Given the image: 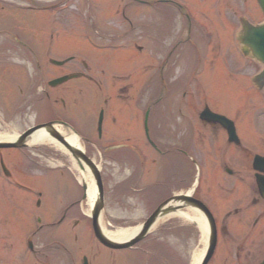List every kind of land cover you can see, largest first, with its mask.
Returning a JSON list of instances; mask_svg holds the SVG:
<instances>
[{
  "label": "flooded vegetation",
  "instance_id": "1",
  "mask_svg": "<svg viewBox=\"0 0 264 264\" xmlns=\"http://www.w3.org/2000/svg\"><path fill=\"white\" fill-rule=\"evenodd\" d=\"M189 2H194L197 13H194ZM135 3L154 6V63L149 65L153 73L146 78L147 64L142 58L143 63L140 65L141 71L137 80L142 88L145 87L146 82H153L155 93L153 96L150 95L153 99L149 102L154 105L156 129L164 128L176 140L179 139L178 142L171 144L168 150H173L177 155L181 153L184 157L181 160L172 159L171 162L179 160L186 167H191L194 163L193 156L188 157V154L193 152L194 142L185 143L186 135L193 136L197 146H201L202 161L206 171L205 192L197 197L201 198L217 216L220 236L224 241L219 242L218 254L209 264H259L264 259V197L260 194L253 167L256 151L249 144L230 141L228 132L221 123L200 119L201 111L207 106L218 113H225L218 107V102H212L200 90V85L207 82L211 75L212 80L217 84L224 80L226 55L223 51L225 50L223 31L220 24L216 28L214 26L215 21L222 20L220 13L225 7V0H123L122 4L132 6ZM68 5L77 6V0H0L1 7H38L54 18L51 28L49 15L41 20L33 18L37 23L47 25L43 35L37 38L38 42L32 37L28 38L31 48L38 56L40 66L35 62L29 49L24 51V47L16 45L6 49L0 47V109L4 113L0 122V131L15 126L17 119L29 116L27 110L32 111L34 108L43 110V116L36 118V124L60 121L77 127V83L67 85L71 80L56 86H51L49 83L54 78L77 70L71 69L66 72L65 66L69 63L59 65L53 62L54 58L46 56V50L49 51L46 46L48 39H60L63 36L61 29L64 10ZM145 26L141 21L140 36L144 39L151 36L143 29ZM3 33L8 34L9 41L13 39L16 44L18 37L26 36L18 30ZM59 44L60 42L56 47ZM20 50L23 51V55L19 54ZM228 51V65L237 68L239 60L232 54L234 51L231 47H228ZM11 59H16L18 63L11 62ZM164 68L167 72L163 75ZM111 70L115 72L109 92L116 98L114 108L121 106L123 109V131L126 134H135L136 130H145L144 93L141 90L131 104L129 83H124L125 79L121 75L122 84H115V79L120 77L117 74L120 68L111 65ZM42 75L45 78L44 85ZM86 77L91 82H97V79L90 74ZM163 90L166 94H163ZM16 101L20 105H14ZM26 102L29 105L24 107L23 103ZM114 118L117 120L116 117ZM88 122L89 120L85 121V127L91 129ZM235 122L237 123V120ZM127 151L136 155L131 150ZM124 154L122 160L128 163V155L126 152ZM171 171H174L177 177L181 172L187 174L188 169L181 170L175 166ZM162 173L161 175L164 176ZM180 181V185H176L175 188L186 189V178L181 177ZM164 186L160 184V187ZM1 194L0 190V210ZM163 201L164 199L161 202ZM69 210L70 208L58 219V226L67 219L68 215L75 219L73 220L75 227L81 222L77 216L79 214ZM42 220L46 225L57 226L54 221L45 222L44 216ZM38 221L41 222V218ZM83 245L92 247V250L85 249ZM82 248H84L83 253ZM27 258V264H142L141 258L130 256L123 250L109 248L100 242L64 240L33 244ZM152 264L159 263L155 261Z\"/></svg>",
  "mask_w": 264,
  "mask_h": 264
},
{
  "label": "rangeland",
  "instance_id": "2",
  "mask_svg": "<svg viewBox=\"0 0 264 264\" xmlns=\"http://www.w3.org/2000/svg\"><path fill=\"white\" fill-rule=\"evenodd\" d=\"M121 1L122 0H114L110 4H105L107 1L97 0V2H95V6L88 5L89 7H86L82 6V1L77 0V9L72 6L67 7L63 29L64 35L61 38L62 42L60 46L54 49L55 53L62 58L75 55L77 58L76 62L77 64H80L79 67L82 70L85 69L82 66V61L85 60L98 70L102 67L110 70V64L120 62L122 64L124 62L122 65L129 69L130 72H137L141 64L138 63L139 51H137L136 46L142 45L144 40L138 32L127 33L125 36L118 35L123 34L125 30L128 29V25H126V22H124L121 18L123 14L122 10L127 12L135 24H139L140 21L145 18V15H151L149 12L150 8H145L146 12L145 15H143L138 7H123V2ZM235 2L236 0L234 1L233 6H235ZM239 2L240 14L245 15V17L252 22H261L264 20V14L258 7V4H256V0H240ZM236 3L238 4V2ZM26 9V7H0V30H2V28L13 29V26L15 25L14 23H16L22 28L17 30L28 31L31 27V23L29 21L31 19L29 17L30 15L32 16V14L35 15L34 13H39L38 19H44L48 17V15L50 17V14L47 12L45 14L44 12L27 11ZM226 11L229 15H231L228 8ZM89 15H94L96 17V23L94 22L91 25L92 29H86V21L92 22ZM36 28L37 30L43 31L47 28V25L37 23ZM95 28H99L104 34H107L109 38L106 39L105 35H102L101 37L94 34L95 32L93 31ZM106 30H108V33H106ZM89 33L91 34L89 35ZM89 36L91 38H89ZM147 41H145V43H147ZM0 42V47L2 49L13 46L3 36H0ZM16 56H18V54H16ZM240 60L239 67H237L238 69L236 67L234 68L236 70L235 72L231 71V74H228V71L226 72V76H224V87H221L223 88L222 92L218 91L214 93V97H212L214 100L211 99V101L218 102L220 110L228 115H235L240 108V125L245 136H247L248 139H251L248 140L250 143H255V146H259L257 148L264 150V89L258 90L253 84L249 83L252 81L253 76L257 73L260 66L258 63H255L242 55ZM11 62L18 63L16 59H11ZM69 67L70 65L67 66V68ZM100 78L105 82V76L100 75ZM126 78L127 82H133L137 77L130 74ZM248 79L250 80L249 82ZM70 83L72 82H69L67 85H71ZM89 83L84 82L82 79L77 80V120L78 125L80 126L81 117H84L87 120L88 118H93V121L96 122L100 108L103 107L102 104L104 102V95L101 92H98V97L95 98L94 86L92 87V83ZM130 92L133 93V96L131 97V99H133L135 93L132 87H130ZM35 115L36 113H32L31 116H27L25 119L17 120L15 129L20 132L31 123H34ZM84 130L86 129L84 128L82 132L84 134H88L85 133ZM96 131H92V135L90 134V136L98 143V146H106L109 142L112 143L115 141L112 137H110V135H108L107 138L104 137L100 139ZM162 133L163 134H157L155 137L161 141H166L167 143L169 141L171 142L173 137L164 131H162ZM143 135L144 134L141 129L136 130L135 135H129L130 142L139 144L142 147L144 146L146 156L148 158L149 170L147 177H144L138 186L144 183L149 184V180L152 177V171L155 167V160H159L157 155H154L153 149L150 147L146 139L145 144L143 143ZM117 137L123 138L124 136L121 133H117ZM189 139L190 137H188V140L184 139V141L187 142ZM82 143L84 147H87L86 149L89 150L91 155L94 159H96L97 163L103 170L106 190L105 207L102 212V223L104 226L114 229L116 227H122V225L136 226L142 224L151 210L147 208V202L142 199L141 194L137 191L130 195L126 193L122 194L121 191L117 192L115 190L116 185L126 179L129 174L133 176L134 172L132 168H130L131 166L128 169L124 166H120L119 164L112 163L111 161H108L105 156H101V150V152H99L97 148L89 149L85 140H82ZM48 147L50 150L53 149L59 152L61 156L51 155L48 162V160L44 159L40 153H37L39 152L38 150L33 151L32 149L33 152L31 155L40 159L42 163L45 162L48 164L50 168L58 167L56 169L63 171V173L60 171L48 173V177L45 178L43 183L44 191L46 192L47 197L46 201L49 206V209H46V212H49L48 219L56 220L58 208L69 205L75 200H77L78 206V202L82 198V189L78 182L76 184V179L73 173L68 169H64L67 165L74 170L69 157L64 152L56 150L49 145ZM0 153L1 156H3L6 165L11 172H13L15 177L27 183L28 186H31V189L36 185H41L39 183L41 180L40 178L45 176V173L41 168L29 163V161H21L23 157L16 150H3L0 151ZM33 153H36V155L41 157H36ZM199 153L202 155V152ZM197 175V183H200L202 176L204 175V171L201 172V170H198ZM0 189L3 192L2 198L4 205L3 211H0V264H17L21 262L17 254H20L23 258H25L24 263L27 264V247L24 241L26 233L34 227L32 226L31 229L28 228L26 230L21 229L17 223H14V217L5 212V210L10 207L15 208L11 203L13 201V197L18 195L17 199L20 202L18 205L21 208L20 211L34 213V193L26 189L22 190L11 186L8 179L4 177L1 166ZM22 191H26L27 193ZM85 208H87L86 202ZM14 215L17 217L15 213ZM23 217V215L21 217L19 216L17 220L24 222ZM68 219L69 220L66 221L63 226L59 227V229L61 228L60 230H55L53 228L50 229L52 231L51 232L48 228H44L38 233L36 232L37 234L33 237L35 242H37V244L38 242H46L49 240L48 238H50L51 235L57 236V234H60L58 235L60 239L69 237L71 242H92L91 240L93 239L91 238V233L84 222L81 221L80 224L75 227L73 221L75 219L72 218L71 215L68 216ZM169 221H173L178 225L166 226L165 223ZM189 223L190 221L188 219L180 216L168 217L164 221L160 222L156 228L151 231L150 237L157 236L161 238V240H165L174 250L178 251L184 260H190L192 252L194 253L196 250H201L204 245L202 242L203 236L200 230L198 231L199 236H196L197 234L195 235L193 232L189 233L188 229H184ZM162 225L163 227H161ZM159 230H161L162 233H160ZM63 233H65L66 236L62 237ZM220 242H224L223 239H221ZM84 248L92 250V247ZM84 248L81 249L82 253ZM132 251L133 250H130L124 253L129 254L130 256H134L136 253L139 255L138 251ZM24 252L25 256L22 255ZM14 255L16 256L14 257Z\"/></svg>",
  "mask_w": 264,
  "mask_h": 264
},
{
  "label": "bare ground",
  "instance_id": "3",
  "mask_svg": "<svg viewBox=\"0 0 264 264\" xmlns=\"http://www.w3.org/2000/svg\"><path fill=\"white\" fill-rule=\"evenodd\" d=\"M56 128L62 133L63 136L67 138L69 142H71L73 145H76L79 148L84 149V146L81 142V138L79 135H75L74 133L70 132L68 129L63 128L60 125H57ZM48 129H41L36 131L32 134V136L27 139V143L29 145H35V144H48L49 146L56 148L65 154L71 156V152L65 148L62 144H60L56 139L52 138L48 134ZM18 132L15 131L13 133H0V140H13L17 137ZM72 160V165L75 169L78 171V179L83 182V184L87 187V200H88V207L85 212L91 213V210L95 207L97 202L99 201V194L97 192L96 183L94 180V175L91 170V168L88 165H85L81 167V161L78 158H74L73 156L70 157ZM180 216L185 219H190V221L196 222V224L199 226V228L202 231V242L204 247L201 250H196L192 257V264H199L204 253H205V247L208 242V227L206 220L204 216L197 210L193 208H188L184 211L178 210V211H165L159 215L157 221L152 226L151 230L156 228V226L167 219L170 216ZM103 231L106 234L107 237L117 240V241H124L129 240L132 236H134L139 230V226H129V227H120L116 229H108L107 227L102 225Z\"/></svg>",
  "mask_w": 264,
  "mask_h": 264
},
{
  "label": "water",
  "instance_id": "4",
  "mask_svg": "<svg viewBox=\"0 0 264 264\" xmlns=\"http://www.w3.org/2000/svg\"><path fill=\"white\" fill-rule=\"evenodd\" d=\"M259 3L261 5V7L264 10V0H259ZM244 41L245 43L249 44L251 47L255 48V54L258 56L259 59H261L264 62V25L261 26H251L250 28L246 29L245 31V36H244ZM258 49H257V48ZM42 126H38L37 128H40ZM37 128H33L31 130H29L20 140L19 143H0V147H9V146H17V145H21L22 141L25 139V137L30 134L31 132L35 131V129ZM54 136H56L59 140H61L62 142H64L66 144V146L68 148H70L72 150V152L74 153V155L77 158H81L83 159L88 165H90L95 173V176L97 178V183L99 186V191H100V197H101V202L99 203L96 211H95V216H94V228H95V232L97 237L104 243L108 244V245H112L115 247H125V246H130L134 243H136L137 241H139L140 239H142L148 232L150 226L152 225L153 221H155V219L157 218L158 212L156 211L147 221V223L145 224L144 228L141 230V232L139 233L138 236H136L135 238H133L130 242H127L126 244H117L114 243V241H112L110 238H108L103 231L101 230V227L98 224V215H99V211L103 205V199H104V191H103V183H102V179H101V175L99 172V169L97 168V166L94 164V162L88 158L85 153L79 149V148H73V146H71L70 143H68L67 141H65L61 136H59V134L57 133V131L52 132ZM198 207H200L205 213L206 215L209 217L210 223H211V229H210V246L209 249L207 251V254L205 256V259L203 261L202 264H207V262L209 261L210 257L212 256L215 246H216V242H217V231H216V226L214 223L213 218L210 216L208 210L206 209V207L199 201L194 200L193 201Z\"/></svg>",
  "mask_w": 264,
  "mask_h": 264
}]
</instances>
